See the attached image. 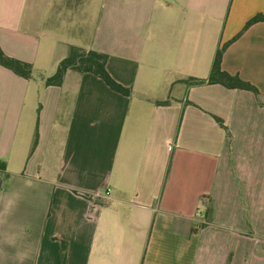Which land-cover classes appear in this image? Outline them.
Masks as SVG:
<instances>
[{
    "label": "crops",
    "instance_id": "obj_1",
    "mask_svg": "<svg viewBox=\"0 0 264 264\" xmlns=\"http://www.w3.org/2000/svg\"><path fill=\"white\" fill-rule=\"evenodd\" d=\"M257 13L264 0H0V47L33 68L0 65V264H264V20L221 58L257 96L185 81ZM70 45L106 53L131 94L74 70L44 85ZM192 166L189 197L171 181Z\"/></svg>",
    "mask_w": 264,
    "mask_h": 264
},
{
    "label": "trees",
    "instance_id": "obj_2",
    "mask_svg": "<svg viewBox=\"0 0 264 264\" xmlns=\"http://www.w3.org/2000/svg\"><path fill=\"white\" fill-rule=\"evenodd\" d=\"M264 20V13H257L251 17L244 25L242 30L232 39L224 42L217 48L209 74L206 78L190 77L185 80L189 84H220L226 88L248 90L254 95H258V89L249 81L243 80L238 74H231L221 66L222 53L226 46L249 25L254 22ZM107 54L93 49H86L77 45H70L67 54L59 60L53 74L41 77L44 85H60L67 70L78 72H90L100 78L110 89L123 95L131 94L130 87H126L115 80L106 69ZM0 65L11 70L15 74L28 79L32 76V65L29 62L7 55L0 47ZM216 121L224 127L222 120L214 116Z\"/></svg>",
    "mask_w": 264,
    "mask_h": 264
},
{
    "label": "rangeland",
    "instance_id": "obj_3",
    "mask_svg": "<svg viewBox=\"0 0 264 264\" xmlns=\"http://www.w3.org/2000/svg\"><path fill=\"white\" fill-rule=\"evenodd\" d=\"M173 80L175 81V78L171 79V81H173ZM169 81L170 80H167L166 83H169ZM176 83H177V81H175L173 83L170 82L167 89H166L167 92L174 95L176 92V89L173 87V84H176ZM161 87H162V85H159V88H161ZM165 88H166V86H165ZM199 182L201 183L198 172L195 171V167L192 166L191 169L189 170V172H187L186 170L183 171V168H181V170H177L173 176V180L171 181V184L173 186L175 185V188L173 189L175 192H177L179 189L184 190L187 187L189 188V186H191V188H190L191 190L189 193V197H190L192 195V193H194L195 190H197L199 188ZM175 198H176V200H178L177 197H175ZM195 212H196L197 217L204 215V203H203L202 199L200 200V203L198 204V209Z\"/></svg>",
    "mask_w": 264,
    "mask_h": 264
}]
</instances>
